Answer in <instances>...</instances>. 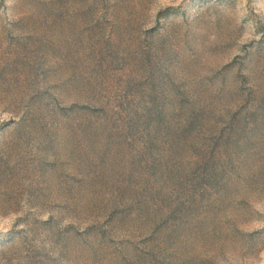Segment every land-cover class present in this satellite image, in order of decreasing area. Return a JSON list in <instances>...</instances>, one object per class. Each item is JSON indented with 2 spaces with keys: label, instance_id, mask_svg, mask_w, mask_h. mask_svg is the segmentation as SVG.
<instances>
[{
  "label": "rangeland",
  "instance_id": "rangeland-1",
  "mask_svg": "<svg viewBox=\"0 0 264 264\" xmlns=\"http://www.w3.org/2000/svg\"><path fill=\"white\" fill-rule=\"evenodd\" d=\"M0 264H264V0H0Z\"/></svg>",
  "mask_w": 264,
  "mask_h": 264
},
{
  "label": "trees",
  "instance_id": "trees-1",
  "mask_svg": "<svg viewBox=\"0 0 264 264\" xmlns=\"http://www.w3.org/2000/svg\"><path fill=\"white\" fill-rule=\"evenodd\" d=\"M151 112H152L151 107H150L148 110L146 109V110L144 111V113L147 114V115H146V120H145V117H144V116H141V117H138L137 115H135V116L138 117L137 120H139V121H140V120H145V121H147V117H148V116H151L152 118L155 116L156 121H161V120H162V115H161L160 111H157V110H156V113H154V114H152ZM148 114H150V115H148Z\"/></svg>",
  "mask_w": 264,
  "mask_h": 264
}]
</instances>
